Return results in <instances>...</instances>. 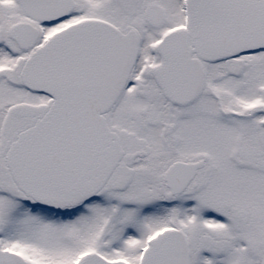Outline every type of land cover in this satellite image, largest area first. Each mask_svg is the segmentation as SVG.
<instances>
[{
	"label": "snow or ice",
	"instance_id": "snow-or-ice-1",
	"mask_svg": "<svg viewBox=\"0 0 264 264\" xmlns=\"http://www.w3.org/2000/svg\"><path fill=\"white\" fill-rule=\"evenodd\" d=\"M0 264H264V0H0Z\"/></svg>",
	"mask_w": 264,
	"mask_h": 264
}]
</instances>
